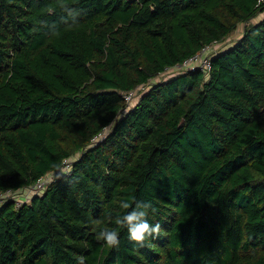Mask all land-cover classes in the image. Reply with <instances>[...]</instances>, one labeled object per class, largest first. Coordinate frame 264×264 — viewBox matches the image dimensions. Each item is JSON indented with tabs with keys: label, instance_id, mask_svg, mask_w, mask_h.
<instances>
[{
	"label": "trees",
	"instance_id": "16d2710c",
	"mask_svg": "<svg viewBox=\"0 0 264 264\" xmlns=\"http://www.w3.org/2000/svg\"><path fill=\"white\" fill-rule=\"evenodd\" d=\"M70 158L0 206V264H264V3L0 0V194ZM122 200L159 236L97 240Z\"/></svg>",
	"mask_w": 264,
	"mask_h": 264
},
{
	"label": "clouds",
	"instance_id": "9594fccd",
	"mask_svg": "<svg viewBox=\"0 0 264 264\" xmlns=\"http://www.w3.org/2000/svg\"><path fill=\"white\" fill-rule=\"evenodd\" d=\"M77 15H80L79 10ZM119 207L125 210L122 214L114 217L109 214L105 217L109 223H114L115 227H105L99 230L96 234L97 240L103 241L109 248H118L120 245L119 229H126L129 240L140 246H144L149 238L159 236L161 225L151 224L147 219L148 210L152 207L150 202L133 201L130 203L122 200L119 202ZM78 264H84V259L81 258Z\"/></svg>",
	"mask_w": 264,
	"mask_h": 264
},
{
	"label": "built area",
	"instance_id": "2783aa9c",
	"mask_svg": "<svg viewBox=\"0 0 264 264\" xmlns=\"http://www.w3.org/2000/svg\"><path fill=\"white\" fill-rule=\"evenodd\" d=\"M260 2L264 3V0H260ZM209 51H210V47L204 48L201 52L197 53L196 55H194L190 59H187L186 61H184V63L182 65L177 66V69L179 71L201 69V71L208 73L210 71V68H211L210 67V56L208 55ZM168 72L173 73L174 71H168ZM168 72H166V73H168ZM144 88L145 87H140L138 90H134V91L129 92L127 95L124 96V99L129 104L132 101L134 94L136 95L137 92H140ZM145 90H146V88L142 92H144ZM141 95H142V93H141ZM102 135L103 134L96 137L94 139V142L101 140V138H103L105 134L103 136ZM71 163H72V158L65 160L63 163V166L61 168H59V170H57L53 173H50L49 175H47L43 179H39L31 187H29L25 191H19V193L23 192V194H25L26 201H27L29 195L41 194L45 190L46 185H48L54 178H57V177L69 172V170L71 168ZM13 193L14 192L8 191L5 194H0V206L6 201H15L17 203L18 199H15L11 195ZM21 202H22V200H21ZM21 202L17 203V204H21Z\"/></svg>",
	"mask_w": 264,
	"mask_h": 264
},
{
	"label": "rangeland",
	"instance_id": "374dc122",
	"mask_svg": "<svg viewBox=\"0 0 264 264\" xmlns=\"http://www.w3.org/2000/svg\"><path fill=\"white\" fill-rule=\"evenodd\" d=\"M263 16L262 15H258L256 18H254L251 22L252 23H256V22H258L261 18H262ZM243 29H244V25H240L237 29H236V31L233 33V37L231 38V41H233V40H235V39H237V38H239L240 36H241V33H242V31H243ZM231 41H226V44H225V46H227L228 45V43L229 42H231ZM174 73H166L165 75H163L161 78H160V80H166V79H169V78H171L172 77V75H173ZM145 89V88H144ZM143 89V90H144ZM143 90H141L140 92H137L136 93V95L134 94V96H133V99H132V101L128 104L130 107L135 103V101L136 100H138V98H139V96L141 95V93H142V91ZM129 107V108H130ZM107 131H108V129L107 130H105V132L103 133V135L105 134V133H107ZM102 135V136H103ZM29 193V192H28ZM15 199H18V202L17 203H20L21 202V197H24L25 195H23V192H21V193H19V192H16V193H13V194H11ZM24 201H22L21 203H23ZM27 202V201H26ZM26 202H24V203H26Z\"/></svg>",
	"mask_w": 264,
	"mask_h": 264
},
{
	"label": "crops",
	"instance_id": "0c3cea01",
	"mask_svg": "<svg viewBox=\"0 0 264 264\" xmlns=\"http://www.w3.org/2000/svg\"><path fill=\"white\" fill-rule=\"evenodd\" d=\"M23 195H25V194H23ZM22 199V201H24V202H26V197L24 196V197H21ZM23 199H25V200H23Z\"/></svg>",
	"mask_w": 264,
	"mask_h": 264
}]
</instances>
